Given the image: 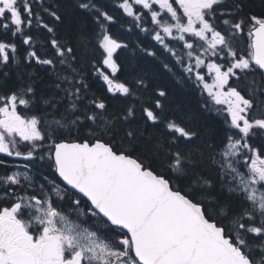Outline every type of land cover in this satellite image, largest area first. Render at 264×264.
Returning a JSON list of instances; mask_svg holds the SVG:
<instances>
[{
	"label": "snow or ice",
	"instance_id": "1",
	"mask_svg": "<svg viewBox=\"0 0 264 264\" xmlns=\"http://www.w3.org/2000/svg\"><path fill=\"white\" fill-rule=\"evenodd\" d=\"M224 3L120 0L118 4L135 27L175 58L189 78L194 74L197 86L202 85L215 105H226L217 109L226 113L227 126L219 144L205 143L202 148L193 144L198 138L195 130L174 120L165 122L168 147L156 141L145 149L156 154L157 169L133 155L135 129H125L120 137L129 148L117 147L113 139L119 132L116 122L131 124L135 118L133 106L109 119L100 97L93 95L83 105L89 89L86 66L109 93L133 94L127 84L115 79L120 70L117 51L128 45L107 30L106 22H113V16L95 0H76V7L95 14L99 29L95 44L81 37L73 47L53 36V55L42 58L33 37L25 34L33 18L40 25L30 0H0V30L13 38L0 40V69L17 64L14 39L19 37L31 49L26 56L29 63L48 66L57 81V91L47 97H37L34 82L0 95V153L29 162L16 166L23 172L0 175V199L10 201V206L0 208V264H264V144L252 142L258 133L264 135V18H249L247 47L238 49L245 20L233 17H238L241 4L227 11L221 9ZM50 15L61 20L55 10ZM218 17L223 30L214 23ZM42 27L54 33L48 24ZM173 42L186 51L180 54ZM202 67L212 76L211 84ZM0 76L8 73L0 72ZM242 76L247 95L230 84ZM158 95L163 97L165 92ZM39 103L44 105L43 116L18 111ZM155 107H162L159 100ZM142 111L146 122H161L151 108ZM85 124L87 138H64V130ZM181 141L191 147H182ZM21 145H27V150L22 151ZM161 151L163 158L158 155ZM36 159H47L64 186L48 176L43 183L35 181L29 169ZM6 163L0 159V165ZM70 190H75L71 203L76 220L61 206ZM225 190L227 197L222 198ZM82 200L86 212L80 211ZM80 216L91 218L102 230L84 226Z\"/></svg>",
	"mask_w": 264,
	"mask_h": 264
},
{
	"label": "trees",
	"instance_id": "2",
	"mask_svg": "<svg viewBox=\"0 0 264 264\" xmlns=\"http://www.w3.org/2000/svg\"><path fill=\"white\" fill-rule=\"evenodd\" d=\"M33 5L34 13L40 18V25H37L36 19L33 18V25L30 29H25V34L33 37V46L38 55L42 58H50L53 55L50 41L53 36L63 42H68L70 46L76 47L81 37H86L95 44V34L99 30L95 21V14L88 13L83 9L76 7V0H30ZM97 5L113 16V22L107 23L106 27L113 38L128 45L127 48H122L117 51L116 60L120 66V70L116 74L115 79L127 84L132 95L123 96L120 93H109L107 85L92 74L91 70L85 67L87 76L88 91L84 93L83 105H88L93 95L103 99L107 105L105 115L111 119L119 117L127 110L129 106H133L136 110L135 118L131 124L116 122L115 127L119 129L116 137L117 147L129 148L128 141H123L121 144L120 137L124 135L125 129L132 127L137 133V141L133 155H138L151 163L154 168L159 169L160 165L157 162L156 154H153L145 149H151L156 141L168 147L170 134L168 133L165 122L174 120L186 128H191L198 133V138L193 141V144L203 148L205 143L219 144L223 139L227 130L224 123L226 113H219L217 109H222L220 105H215L206 91H203L202 85L197 86L194 74L189 78L183 68L176 63L174 57L165 52L150 34L141 31L135 27L133 19L128 17L122 9L118 7L120 0H95ZM241 4V11L236 18L245 20V32L238 38V49H246L247 47V30L248 21L252 16L264 18V0H225L221 5V9L227 11H235V4ZM44 9H49L45 11ZM55 10L61 16L60 21H56L50 15V11ZM228 18V17H224ZM219 30H223L224 26L221 23V18L214 21ZM43 24H48L54 29V33H48L42 27ZM145 27H152L151 24H145ZM0 40L12 41L11 34H5L0 30ZM17 45V64H10L7 68L0 69V72H7L8 76H0V92L5 95L16 91L22 84L34 82L37 89V97L43 95L45 97L56 92L55 83L56 77L51 74L48 66H41L34 61L29 63L26 59L27 51L31 50L28 45H24L19 37L14 39ZM180 54L185 51L181 45L173 43ZM144 49H148L156 53L155 56H149ZM211 59L216 60V57ZM187 63V58L185 57ZM218 63H224L222 60H217ZM194 63V61H193ZM168 64V68L164 67ZM239 71V70H237ZM203 74V71H201ZM143 80L144 85H139L138 80ZM230 84L238 87L242 94L247 95V83L243 79L237 82L235 78L230 80ZM159 91H164L165 96L158 95ZM156 100H159L162 107H155ZM144 107L151 108L158 116L161 117V122L153 125L150 121L146 122L142 109ZM44 105L39 103L31 110L19 108L23 115H40L43 116ZM51 119V118H49ZM89 134L88 125L85 124L79 129L71 128L63 131V136L67 140H82L87 138ZM257 146L264 144V135L257 134L252 140ZM182 147H191L184 145ZM206 150V149H205ZM163 151L158 155L163 158ZM46 164L48 163L47 160ZM41 169H43L41 167ZM45 169V168H44ZM49 172V163L48 168ZM53 178L57 179L55 175ZM211 178L215 180V176ZM181 186L183 184L181 183ZM222 198L227 197V191L222 194Z\"/></svg>",
	"mask_w": 264,
	"mask_h": 264
},
{
	"label": "flooded vegetation",
	"instance_id": "3",
	"mask_svg": "<svg viewBox=\"0 0 264 264\" xmlns=\"http://www.w3.org/2000/svg\"><path fill=\"white\" fill-rule=\"evenodd\" d=\"M0 88H1V86H0ZM0 95H5V93L1 94V92H0ZM27 147H28L27 145H21V150L22 151H26ZM0 159L5 160L7 162L6 165H0V175L10 174L13 171H21V172H23V171H25V169H23L22 167L18 168L16 166L23 165L25 163H29L27 161H24L22 158H19V157H8V156H6L5 154H2V153H0ZM45 160H47V159H45ZM48 163H49V161H48ZM48 163L46 164V161H44V160L43 161H41L39 159L34 160L33 162L30 163L29 175L32 176L35 181H39L41 183L44 182L43 181V177L44 176H48L49 179H53V175H55V173L50 168H49V172L47 171L46 168H48ZM41 167L43 169H41ZM60 184L62 186H64L61 182H60ZM0 195H2V191H0ZM73 198H75L74 192H72L70 190L68 192V198H66L64 201H61V206H62V208L64 209V211L66 213L70 214L71 217L77 218V213L73 211V206H72V203H71V200ZM8 206H10V201L9 200H7L6 198L0 199V208L8 207ZM86 209H87V205L82 200L80 211L81 212H86ZM85 220L87 221L86 226H91L93 229L98 227L96 224H92L90 222V220H92L91 218H85Z\"/></svg>",
	"mask_w": 264,
	"mask_h": 264
},
{
	"label": "rangeland",
	"instance_id": "4",
	"mask_svg": "<svg viewBox=\"0 0 264 264\" xmlns=\"http://www.w3.org/2000/svg\"><path fill=\"white\" fill-rule=\"evenodd\" d=\"M174 43V42H173ZM180 45V44H179ZM181 47H182V45H181ZM184 51H186V50H184ZM180 52V51H179ZM181 53V52H180ZM212 58V57H211ZM200 71H203V75L205 76V80H206V82H208L209 84H211L212 83V76L211 75H209L208 73H207V69H206V67H202L201 69H200ZM208 94V93H207ZM220 106H222V107H226V105H220ZM73 220H76L77 218H73V217H71ZM79 221L84 225V222H86V220H85V217L84 216H81L80 218H79ZM90 222L91 223H93L92 222V220H90ZM85 226V225H84ZM98 226V225H97ZM98 227H101V230H102V226H98Z\"/></svg>",
	"mask_w": 264,
	"mask_h": 264
},
{
	"label": "water",
	"instance_id": "5",
	"mask_svg": "<svg viewBox=\"0 0 264 264\" xmlns=\"http://www.w3.org/2000/svg\"><path fill=\"white\" fill-rule=\"evenodd\" d=\"M57 178L59 179L58 176H57ZM59 181L63 184V182L60 179H59ZM65 187H69L70 188V186H65ZM71 191L75 193V190H71Z\"/></svg>",
	"mask_w": 264,
	"mask_h": 264
}]
</instances>
